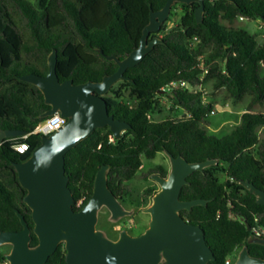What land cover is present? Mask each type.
Masks as SVG:
<instances>
[{"label": "trees", "instance_id": "16d2710c", "mask_svg": "<svg viewBox=\"0 0 264 264\" xmlns=\"http://www.w3.org/2000/svg\"><path fill=\"white\" fill-rule=\"evenodd\" d=\"M166 1L0 0V131L25 129L30 143L24 153L15 149L14 137L0 143V230L23 227L18 208L32 228L31 243L39 241L15 162L29 158L41 142V133L33 130L50 105L43 91L21 75L46 74L55 47L61 80H101L119 66L107 54L123 58L137 47L151 6L159 9ZM198 5L177 2L172 9L181 6L179 23L168 30L164 24L157 32L164 41L129 67L121 86L113 85L106 95L110 113L131 127L121 138L108 125L97 127L66 153V172L79 209L90 199L104 163L111 165L109 186L127 202L135 192L134 179L168 173L162 164L144 170L145 158L154 159L165 149L190 161L218 158V163L191 173L180 194L182 199L206 198L208 203L181 213L203 227L216 255L207 264H233L237 255L232 263L229 257L247 243L248 224H264V204L241 182L248 179L264 189V111L256 110L264 106V37L258 40L238 23L241 17L264 22V0H205L202 22L195 14ZM173 81L211 82L234 102L246 101V109L219 134L210 128L211 114L217 112L214 102L205 100L202 89L172 87ZM161 96L171 101V110L182 108L184 113L153 119ZM155 191L150 186L146 194ZM248 246L253 255L264 257V244ZM3 259L6 252L0 251ZM45 264H68L63 243Z\"/></svg>", "mask_w": 264, "mask_h": 264}, {"label": "water", "instance_id": "95a60500", "mask_svg": "<svg viewBox=\"0 0 264 264\" xmlns=\"http://www.w3.org/2000/svg\"><path fill=\"white\" fill-rule=\"evenodd\" d=\"M198 2L196 18L204 20L205 0H167L163 7L151 6L150 20L143 28L137 47L125 57L107 54L118 63L113 73L101 80L75 82L72 78L61 80L58 74V51L53 48L48 55L46 74L27 73L21 78L36 84L50 105L41 113L49 116L61 112L67 121L50 134L41 135V142L24 161L15 162L19 178L27 188L25 201L31 207L34 232L39 241L32 244V228L24 214L16 208L21 218V229H1L0 245L11 244L6 253L9 264H45L60 243L66 249L68 264H207L216 258L207 242L203 227L185 218L181 210H191L194 205H206V198L182 199L181 190L190 183L188 176L195 170L218 163V158L190 161L181 153L165 152L170 158L166 176L152 173L160 188L152 195V202L142 208L151 219L144 231L132 234L123 228L117 238L99 227V214L103 207L110 211L113 222L131 215L135 208H127L109 186L110 164L98 170L93 193L88 202L75 209V197L69 186L66 172V153L80 141L90 136L97 127L110 126L114 136L121 138L131 123L110 113L106 94L112 86L126 77V70L138 64L145 55L164 38L157 32L172 12L177 2ZM151 32H156L151 36ZM103 51L101 48H99ZM27 133L25 129L7 128L0 131V143L7 137ZM264 204V189L246 179L241 181ZM252 226L248 224V229ZM248 243L264 244V236L250 233L247 243L239 250L233 264H264V257L253 255Z\"/></svg>", "mask_w": 264, "mask_h": 264}, {"label": "rangeland", "instance_id": "374dc122", "mask_svg": "<svg viewBox=\"0 0 264 264\" xmlns=\"http://www.w3.org/2000/svg\"><path fill=\"white\" fill-rule=\"evenodd\" d=\"M173 11L174 14L172 15ZM172 12L168 19L164 22L167 30L179 23L181 6H178L174 10L172 9ZM238 23L247 28L250 32L254 33L258 40L261 41L263 39L264 22L262 19H248L241 17ZM159 35H162V32L159 33ZM122 81L123 79H120L114 84V86H121ZM190 89L192 91L202 89L205 92V100L211 99L214 102L217 112L211 114L214 124L210 128L219 134L227 131L246 109V101L234 102L223 90L214 89L211 82L202 85H194L191 86ZM159 100L160 104L155 111L151 113V117L153 119H161L166 117L168 114L181 115L184 113L182 108L177 111L171 110L172 103L168 97L161 96ZM256 110L264 111V106H257ZM158 163H161L169 168V157L166 152H159L154 159L145 158L143 169L147 170L151 166ZM133 182L135 184L133 197L127 200V202L122 201L127 208H135V212L133 214L113 222L109 219L110 211L107 207H103L100 210L98 226L106 229L108 234L113 238L118 237L120 230L123 228H128L131 233L138 234L146 229L151 219L150 213L142 210V208L148 206L152 202V195H147L146 191L150 186H154L156 187V190H158L160 188V184L152 178V176L149 179H141L140 177H137L133 180ZM11 248L12 245L9 243L0 245V251H5L6 253L9 252ZM235 255H237V252L230 255L229 263L233 262ZM7 261L8 259L0 260V264H7Z\"/></svg>", "mask_w": 264, "mask_h": 264}, {"label": "built area", "instance_id": "2783aa9c", "mask_svg": "<svg viewBox=\"0 0 264 264\" xmlns=\"http://www.w3.org/2000/svg\"><path fill=\"white\" fill-rule=\"evenodd\" d=\"M194 86L188 81H173L172 87H191ZM67 121V117L64 116L61 112H56L52 115L47 116L44 120H42L33 130L34 133L50 134L51 132L60 128ZM29 133H25L24 135L15 136L16 138L14 147L17 151L24 153L29 147L30 143L27 140ZM251 232L257 236H264V224L257 223L251 228ZM9 264V261H7Z\"/></svg>", "mask_w": 264, "mask_h": 264}, {"label": "flooded vegetation", "instance_id": "af4514ba", "mask_svg": "<svg viewBox=\"0 0 264 264\" xmlns=\"http://www.w3.org/2000/svg\"><path fill=\"white\" fill-rule=\"evenodd\" d=\"M164 152H165V150H164ZM169 157V156H168ZM169 163H170V158H169ZM158 164H161V163H158ZM163 165V164H162ZM165 166V165H164ZM170 166H171V164H170ZM170 166H169V168H168V172H169V170H170ZM159 174H161V173H159ZM168 174V173H167ZM166 174V175H167ZM162 175V174H161ZM166 175H163V176H166ZM157 191V190H156ZM153 195V194H152ZM129 230V229H128ZM129 232H130V230H129ZM131 233V232H130ZM141 233V232H140ZM132 234H134V233H132ZM139 234V233H138ZM112 237V236H111ZM117 238V237H116Z\"/></svg>", "mask_w": 264, "mask_h": 264}]
</instances>
